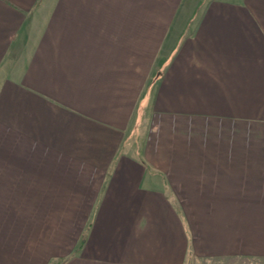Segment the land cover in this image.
Returning <instances> with one entry per match:
<instances>
[{
    "label": "crops",
    "instance_id": "0c3cea01",
    "mask_svg": "<svg viewBox=\"0 0 264 264\" xmlns=\"http://www.w3.org/2000/svg\"><path fill=\"white\" fill-rule=\"evenodd\" d=\"M183 3L0 0V264L264 258V0Z\"/></svg>",
    "mask_w": 264,
    "mask_h": 264
},
{
    "label": "rangeland",
    "instance_id": "374dc122",
    "mask_svg": "<svg viewBox=\"0 0 264 264\" xmlns=\"http://www.w3.org/2000/svg\"><path fill=\"white\" fill-rule=\"evenodd\" d=\"M199 1L200 0H184L183 7L180 10V13L182 15L187 16L188 15V14L186 15L187 11L189 10L190 12H192L195 9V7L197 6ZM119 5H120V3H119ZM123 6L124 5L122 4L121 8H123ZM183 21L186 23L185 19ZM184 22H183V25L185 26ZM174 27H175L174 30L176 32H180V29L177 27V25H175ZM175 34H178V33H175ZM238 259H239L238 261H240L241 264H264V258L263 257H261V258L260 257L259 258H256V257H254V258H252V257H241V258H238Z\"/></svg>",
    "mask_w": 264,
    "mask_h": 264
}]
</instances>
